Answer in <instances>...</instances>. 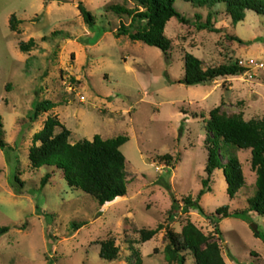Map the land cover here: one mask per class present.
Wrapping results in <instances>:
<instances>
[{"label":"rangeland","instance_id":"1","mask_svg":"<svg viewBox=\"0 0 264 264\" xmlns=\"http://www.w3.org/2000/svg\"><path fill=\"white\" fill-rule=\"evenodd\" d=\"M80 3L95 17L93 28L83 20ZM111 5L137 4L0 0L5 145L0 140V225L11 227L0 237V264H136L139 259L172 264L164 254L166 228L146 242L141 231L170 225L180 233L187 220L221 244L227 264H264V241L252 228L255 223L264 232V216L224 218L221 234L208 218L224 205L231 212L246 209L256 195L260 174L252 169L250 149H237L246 184L236 198H230L224 172L217 169L209 183L212 191L200 200L206 215L183 212L185 199L196 200L207 178L210 110L222 105L228 113H243L246 120L264 118V71L253 79L243 73L187 86L185 55L200 58L205 68L248 59L264 63V14L246 10L245 19L234 24L224 4L209 7L177 0L175 6L187 21L172 18L167 23L165 33L172 41L167 54L128 36L117 37L121 23L128 25L131 18L112 11ZM13 14L23 21L16 30L9 22ZM200 23L204 29L198 28ZM31 38L35 46L22 52L20 43ZM45 100L59 105L35 116L36 103ZM49 117L72 131V143L97 134L104 139L129 137L121 147L128 180L124 198L104 207L70 187L62 170L32 168L33 136ZM47 173L52 177L43 187ZM174 199L182 211L170 221ZM76 223L85 225L75 230ZM107 239L119 246L118 260L100 256V243ZM187 257V264H196L194 256Z\"/></svg>","mask_w":264,"mask_h":264},{"label":"trees","instance_id":"2","mask_svg":"<svg viewBox=\"0 0 264 264\" xmlns=\"http://www.w3.org/2000/svg\"><path fill=\"white\" fill-rule=\"evenodd\" d=\"M136 7L127 8L122 5H111L109 8L117 14H126L131 18L127 25L121 23L116 36H128L132 41H141L149 46L162 49L167 54L172 48V41L166 35L167 23L172 18L186 22V18L176 8L177 0H135ZM192 4L214 7L224 4L227 13L234 24H238L246 17V10H253L264 14V0H184ZM78 9L85 23L91 28L96 25V19L87 7L80 3ZM10 27L16 30L17 24L23 21L13 14L10 18ZM211 23V18H208ZM198 28L204 29L200 23ZM36 44L31 38L20 43L22 52H29ZM245 69L237 63L221 64L217 67L205 68L203 61L191 53L185 55V77L183 83L187 86H197L209 83L220 77L237 76L243 74ZM59 104L45 100L36 103L35 116L41 112H48ZM208 126L212 133L207 135V178L203 179L204 188L199 192L197 199H185L183 212L189 213L197 210L206 215L200 200L212 189L209 186L211 176L217 169L224 172L228 182V194L231 199L236 198L238 192L246 184V177L237 149H250L252 154V169L260 174V186L253 198L248 199V207L242 210L230 211L229 205L216 210L215 214L208 215L213 225L218 228L224 218L236 217L248 220L250 213L264 216V118L246 120L243 113H228L222 105L210 110ZM59 128V130H58ZM72 131L68 129L57 117H49L44 127L33 136V143L29 149V158L32 168L53 166L63 171L65 180L72 188H78L91 195L101 206H106L118 198L127 195L128 180L126 171V156L121 147L129 141L128 136L120 135L104 139L95 135L92 140L84 139L72 143ZM3 118L0 114V140L4 147ZM224 146V147H223ZM171 160L169 155L163 157ZM52 173L42 178V186H46ZM20 182V180L17 178ZM170 190V187H168ZM182 211L179 201L173 200L169 211L170 221ZM85 223L75 224L73 228L79 230ZM166 228L168 243L165 246V259L172 264H187L188 254L194 256L196 264H227L221 244L205 234L192 221L187 220L180 233L168 225H159L155 229H143L141 240H151L159 231ZM10 226L0 225V237L10 231ZM264 241V232L255 233ZM100 256L106 260H118L119 246L114 239H107L100 243ZM52 263V262H51ZM136 264H145L139 259Z\"/></svg>","mask_w":264,"mask_h":264},{"label":"built area","instance_id":"3","mask_svg":"<svg viewBox=\"0 0 264 264\" xmlns=\"http://www.w3.org/2000/svg\"><path fill=\"white\" fill-rule=\"evenodd\" d=\"M238 65L245 69L244 74L247 75L250 79H253L257 75L258 71H264V63L258 62L254 59L240 60L238 62ZM69 90L70 92H72L73 88L69 86Z\"/></svg>","mask_w":264,"mask_h":264},{"label":"water","instance_id":"4","mask_svg":"<svg viewBox=\"0 0 264 264\" xmlns=\"http://www.w3.org/2000/svg\"><path fill=\"white\" fill-rule=\"evenodd\" d=\"M252 228L254 229L255 232H259L258 225L253 223Z\"/></svg>","mask_w":264,"mask_h":264}]
</instances>
